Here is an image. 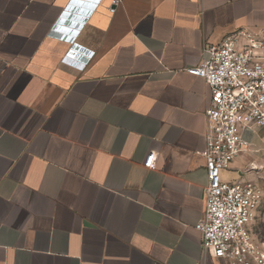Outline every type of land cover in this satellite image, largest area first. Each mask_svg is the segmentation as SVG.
<instances>
[{"label": "crops", "instance_id": "obj_1", "mask_svg": "<svg viewBox=\"0 0 264 264\" xmlns=\"http://www.w3.org/2000/svg\"><path fill=\"white\" fill-rule=\"evenodd\" d=\"M260 28L264 0H0V264H224L195 229L210 96L185 69ZM242 138L221 179L255 182L264 242V129Z\"/></svg>", "mask_w": 264, "mask_h": 264}, {"label": "built area", "instance_id": "obj_2", "mask_svg": "<svg viewBox=\"0 0 264 264\" xmlns=\"http://www.w3.org/2000/svg\"><path fill=\"white\" fill-rule=\"evenodd\" d=\"M118 3L113 1L109 12ZM185 71L201 78L210 96L202 152L208 181L205 209L195 225L202 252L224 264H264V242H256L249 230L260 207L257 185L251 179L220 177L245 153L249 144L242 133L264 129V28L242 30L218 45L204 46L199 62ZM155 159L150 152L144 167L154 169Z\"/></svg>", "mask_w": 264, "mask_h": 264}, {"label": "rangeland", "instance_id": "obj_3", "mask_svg": "<svg viewBox=\"0 0 264 264\" xmlns=\"http://www.w3.org/2000/svg\"><path fill=\"white\" fill-rule=\"evenodd\" d=\"M222 172H223V171H221V172H220V177H221V175H222ZM261 233L263 234V233H264V231H262V230H261Z\"/></svg>", "mask_w": 264, "mask_h": 264}]
</instances>
